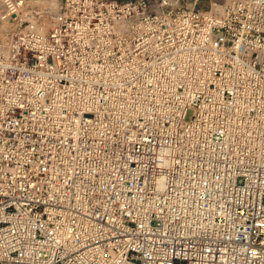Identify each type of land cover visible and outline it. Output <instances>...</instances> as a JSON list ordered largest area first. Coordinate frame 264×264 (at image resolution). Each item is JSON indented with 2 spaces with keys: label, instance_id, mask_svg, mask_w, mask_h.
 <instances>
[{
  "label": "built area",
  "instance_id": "1",
  "mask_svg": "<svg viewBox=\"0 0 264 264\" xmlns=\"http://www.w3.org/2000/svg\"><path fill=\"white\" fill-rule=\"evenodd\" d=\"M0 264H264V0H0Z\"/></svg>",
  "mask_w": 264,
  "mask_h": 264
}]
</instances>
